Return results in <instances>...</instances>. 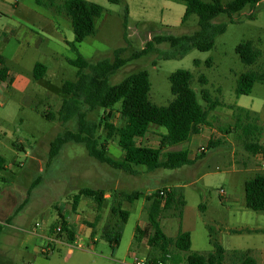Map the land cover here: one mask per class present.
I'll return each instance as SVG.
<instances>
[{
  "label": "rangeland",
  "instance_id": "rangeland-1",
  "mask_svg": "<svg viewBox=\"0 0 264 264\" xmlns=\"http://www.w3.org/2000/svg\"><path fill=\"white\" fill-rule=\"evenodd\" d=\"M86 1L104 8L96 22V34L79 47L80 54L92 63L113 59L114 51L119 48L125 49L122 57L128 59L144 49L156 35H191L198 30L197 15L183 23L186 6L177 0H120L118 4L110 0ZM231 1L223 0V4ZM41 3L37 6L35 0H0V11L5 13L0 16V54L13 73L31 79L29 89L23 94L11 90L10 97H6L0 87V104L3 103L0 106V156L7 167L0 172V264H133L136 259H148L153 250L147 236L135 241L136 228L148 227L150 202L147 197L175 185L183 187L186 206L182 218L176 209L163 214L161 227L168 237L175 238L180 228H187L192 235L191 252L205 254L213 250L212 234L228 252L227 261L230 251L250 250L257 264H264V213L248 209L245 199V183L260 172L264 174V157L257 158L247 150L239 116L229 108L260 110L264 105V84H255L250 96L237 97L235 93L241 75L264 70V0L257 6L246 7L233 16L232 21L226 14L218 16L213 22L225 23L227 29L216 38L211 51L193 49L185 57L172 60H162L159 52H153L129 62L110 78V83L117 85L131 74L147 71L151 82L150 101L162 107L174 100L169 77L179 70H187L193 75L192 88L202 105V89H207L214 101L226 105L217 108V113L214 111L210 118L213 120V115L216 116L213 124L219 133L230 130L229 143L210 149L203 145L192 150L194 164L191 166L154 172L138 167L137 175L99 163L88 155L82 144L69 143L55 159H49L50 146L56 137L66 129L77 127L75 121L63 126L57 114L62 105V85L75 81L78 69L69 64L77 54L70 46L75 36L71 21L63 12L65 0H41ZM247 41H253L261 52L257 62L250 66L236 53L237 46ZM157 47L168 49L164 44ZM209 60L211 65L207 64ZM37 63L48 68L43 81L33 78ZM201 76L206 77V86L200 84ZM119 108L120 105L115 107L112 119L116 125L121 123ZM49 110L54 112L56 120L45 118ZM231 112L235 115L232 124L228 122L232 119ZM101 115L103 111L89 113L88 117L98 120ZM255 122L251 121L253 126ZM260 125L264 127L263 123ZM165 132L164 128L153 126L139 144L156 148L160 135ZM100 134L104 135V131ZM260 138L264 145V131ZM116 145L115 141H110V155L120 160L122 150ZM184 145L171 150H184ZM202 152L207 153L199 158ZM36 153L43 165L33 161ZM83 188L104 189L110 195L109 201L99 210L93 200L83 198L74 212L73 197ZM136 191L144 196L134 203L123 202V209L129 211L130 216L119 245L113 248L103 238L105 227L115 226L119 219L112 215L111 197L116 192L132 194ZM59 212L69 216L79 241L55 243L50 248L51 243L42 236L50 234V226L60 219ZM11 217L14 218L11 224L19 229L14 230L15 238L9 239L6 222ZM89 223L95 225V240L86 239L92 231V228L88 231ZM33 230L38 236L30 234ZM232 230L255 232L236 234ZM65 239L61 238L67 242ZM46 249L48 255L43 253ZM181 264H186L184 257Z\"/></svg>",
  "mask_w": 264,
  "mask_h": 264
},
{
  "label": "trees",
  "instance_id": "trees-1",
  "mask_svg": "<svg viewBox=\"0 0 264 264\" xmlns=\"http://www.w3.org/2000/svg\"><path fill=\"white\" fill-rule=\"evenodd\" d=\"M35 1L39 6L42 4L41 0ZM110 1L116 4L120 3V0ZM177 1L183 2L186 6L183 23H186L193 15L198 16L196 32L182 36L156 35L146 43L144 49L134 52L128 59L122 57L125 49L119 48L114 51L113 59L92 63L80 54L79 45L88 37L96 34V22L103 15L104 8L86 0H65L63 12L71 21L75 36V41L70 43V46L77 54V58L70 60L69 64L76 67L78 72L75 81H67L62 85V105L57 118L63 126L75 121L77 127L75 130H64L51 143L50 160L55 159L65 145L76 143L84 145L88 155L99 163L130 175H137L138 167H143L148 172H154L177 170L194 164V160L190 157V151H169V149L188 143L194 136L199 135L204 127L210 126L212 112L219 107H225V105L214 101L207 89L201 91L204 101L202 105L196 91L192 88L193 75L187 70H179L169 77L174 100L169 105L162 107L150 101L151 82L147 71L131 74L117 85H112L110 78L129 62L153 52H159V58L162 60H172L185 57L193 49L202 52L211 51L216 38L224 34L227 29V24H216L213 21L222 14H226L232 21L233 16L248 6H257L262 0H232L227 4H223V0ZM127 17L128 10L126 9V20ZM163 44L167 45L168 49L161 50L157 47ZM236 53L240 60L249 66L255 64L261 56V52L253 41L239 44ZM211 63V60L207 62L208 65ZM8 72L5 59L0 54V81L8 79ZM47 72L48 68L44 64L37 63L34 67L33 78L36 81H43ZM199 82L202 86L208 84L204 76L199 78ZM257 83L264 84V70L241 75L235 89L236 96H250ZM47 87H49V81H47ZM117 105H120L118 113L121 116V123L119 125L112 122ZM230 108L235 110L239 116L238 122L240 128L244 129L243 139L247 150L253 155L262 154L264 156V145L260 143L262 130L251 123V121L258 120L257 115L240 107ZM99 111H103V115L99 116L98 120L89 119V113ZM243 114L245 116H242ZM44 116L52 121L57 119L54 112L50 110L46 111ZM245 123L246 125H244ZM153 126L166 130L160 135L159 146L153 148L139 144V140L144 139ZM101 130L104 131V135L100 134ZM110 141H115L122 150V159L117 160L110 155ZM221 144L220 140H211L207 148H216ZM205 155L206 153L202 152L199 158ZM5 163V159L0 156V171L4 170ZM37 183L38 181L35 184ZM165 191V196H161L160 192H157L147 197L150 202L148 227L144 230L139 226L136 228L135 241L139 242L147 236L148 244L153 250V253L148 256V264H158L159 261L164 264H181L183 257L186 264H257V260L252 256L250 250L230 251L227 261L228 252L212 234L210 244L213 250L205 254L191 252V234L183 231L182 228L175 238L168 237L161 227L162 216L165 212L176 209L182 218L186 200L183 187H173ZM106 193L104 189L83 188L79 190L73 197V211H77L83 198L93 200L97 204V208L101 210L106 201ZM28 195L30 196V192ZM142 196H144L143 193L136 191L132 194L116 192L111 197L113 199L112 215L119 219L115 226L109 224L105 227L103 238L113 248L119 245L124 226L130 216L129 211L123 209V202L134 203ZM245 199L248 209L264 213V174L262 172L245 183ZM59 217L60 219L52 225L51 233L54 236L58 235L59 239L66 238L65 240L69 244H73L76 241L75 229L64 215L60 213ZM98 221L99 216L96 218V222ZM89 227L92 228L91 237L95 238V225L89 223ZM233 232L242 234L252 231Z\"/></svg>",
  "mask_w": 264,
  "mask_h": 264
},
{
  "label": "crops",
  "instance_id": "crops-1",
  "mask_svg": "<svg viewBox=\"0 0 264 264\" xmlns=\"http://www.w3.org/2000/svg\"><path fill=\"white\" fill-rule=\"evenodd\" d=\"M17 5V4H16ZM37 6H39V5H37ZM6 7V6H5ZM15 9H18V7L17 8H15ZM5 13L3 12V10L2 11H0V16L1 15H4ZM50 26V25H49ZM48 26V27H49ZM82 44V43H81ZM79 47H80V45H79ZM9 69V68H8ZM35 80V79H34ZM9 84H10V87H9ZM30 84H31V79L28 77V76H26V75H22V74H20V73H16V72H12L10 69H9V72H8V79L6 80V81H0V87L2 88V92H4V94L6 95V97H10V94H11V90H13V91H17V92H20V93H25V92H27V90L29 89V86H30ZM0 95H1V93H0ZM0 106H3V103H1L0 104ZM225 107H226V105H225ZM230 107H232V106H230ZM229 107V108H230ZM240 107V106H239ZM240 108H243V109H246L247 111H250L251 113H253V114H256L257 115V121L255 122V124H256V127H258V128H260L261 130H262V132L264 131V129H262V128H264L262 125H260L259 126V124H261V123H263L264 124V105L260 108V110H254L253 108H248V107H240ZM231 109V108H230ZM231 110H233V109H231ZM234 111V110H233ZM214 112V111H213ZM212 112V113H213ZM216 112V111H215ZM217 113V112H216ZM231 114H232V119L230 120V121H228V122H231L230 124H232L234 121V117H235V115H233V112H231ZM243 116H245V114H243ZM216 118V116L215 115H213V120H211V118H210V126H207V127H204L203 129H202V131H201V133L199 134V135H196V136H194L192 139H191V141L190 142H188V143H184L185 145V147H184V150H188V151H190V157H191V152H192V150L193 151H196V149L197 148H201V147H203V145H208L209 144V142L211 141V139H214V140H220L221 141V143H229L230 142V135H228V133H230V130H227L226 132L224 131L223 132V130H221V133H219L218 131H220L219 129L218 130H216V128L214 127V119ZM259 123V124H258ZM237 125V124H236ZM243 125V124H242ZM244 125H246V123L244 124ZM234 127H236V126H234ZM230 128H233V126L232 127H230ZM233 130H234V128H233ZM228 132V133H227ZM221 138V139H220ZM238 139L239 138H241V134H240V136L239 137H237ZM236 138V139H237ZM261 139V138H260ZM117 146V145H116ZM180 145H178V146H176V147H179ZM176 147H173V148H176ZM154 148V147H153ZM157 148V147H156ZM173 148H170L169 149V151H180V150H171V149H173ZM180 148V147H179ZM207 151V150H206ZM207 153V152H206ZM46 155V154H45ZM47 156V155H46ZM122 156H123V153H122ZM198 157V156H197ZM256 157L257 158H259V157H264L262 154H257L256 155ZM191 159L192 160H194V158H192L191 157ZM34 162H36L38 165H43V160H41L39 157H38V154L36 153V154H34V160H33ZM6 165H5V168H4V170H6ZM42 170V168L40 169V171ZM1 172V171H0ZM168 186V185H167ZM175 187H180V186H177V185H175ZM109 198H110V195H108L107 193H106V195H105V199H106V201L105 202H107V201H109ZM83 200V199H82ZM81 200V201H82ZM80 204H81V202H80ZM80 204H79V206H80ZM78 209H79V207H78ZM77 209V210H78ZM62 214V213H61ZM59 215H60V212H59ZM63 215V214H62ZM99 215H97V217H98ZM66 217V216H65ZM96 217V218H97ZM67 218V220L69 221V223L73 226V228L75 229V232H76V227L70 222V220H69V216L68 217H66ZM14 218L13 217H11V218H9L8 219V221L6 222V225H7V227H8V233H7V237L9 238V239H12V238H15V236H16V234H15V232H14V230H17V229H19L17 226H15V225H12L11 223H12V221H14L13 220ZM54 224V223H53ZM52 224V225H53ZM52 225L50 226V234H47V235H44V236H42L43 237V239H45V240H47L49 243H51L49 246H50V248H52V245L53 244H57V243H59V244H67L68 242H64L63 240H61V239H59V238H57L56 236H54L52 233H51V227H52ZM140 227V226H139ZM36 228V227H35ZM141 229H142V227H141ZM91 231V228L89 229L88 228V231ZM35 230H33V231H31L30 232V234L32 235V234H34V235H36V236H38V234H36L35 232H34ZM183 231H186V232H189L190 234H191V231H189L187 228H184L183 229ZM233 231H245V230H232V233H234ZM250 231H252V232H255V230H250ZM252 232H250V233H252ZM91 233H92V231L90 232V235L88 234L87 235V237H86V239H91ZM247 233H249V232H247ZM236 234H239V233H236ZM90 236V237H89ZM29 238L31 239L32 238V236H30L29 235ZM93 239V238H92ZM191 239H192V235H191ZM93 240H95V238L93 239ZM77 241H79L78 240V235L76 234V241L74 242V243H76ZM69 244V243H68ZM192 248V247H191ZM70 253H72V250L70 249V251H69ZM46 255H48V254H46Z\"/></svg>",
  "mask_w": 264,
  "mask_h": 264
},
{
  "label": "built area",
  "instance_id": "built-area-1",
  "mask_svg": "<svg viewBox=\"0 0 264 264\" xmlns=\"http://www.w3.org/2000/svg\"><path fill=\"white\" fill-rule=\"evenodd\" d=\"M167 190H169V189H167ZM160 195L165 196L166 191H160ZM58 231H60V229H58ZM46 250L43 253L46 254L49 251L48 249H46ZM133 264H148V262H147V259H136ZM158 264H164V263L159 261Z\"/></svg>",
  "mask_w": 264,
  "mask_h": 264
}]
</instances>
